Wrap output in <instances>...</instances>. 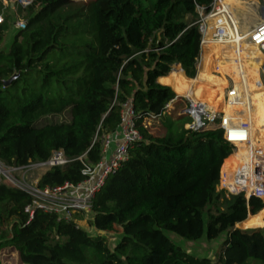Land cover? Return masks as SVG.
Segmentation results:
<instances>
[{"label":"trees","instance_id":"16d2710c","mask_svg":"<svg viewBox=\"0 0 264 264\" xmlns=\"http://www.w3.org/2000/svg\"><path fill=\"white\" fill-rule=\"evenodd\" d=\"M32 1L36 10L18 6L25 28L7 48L11 17L0 4V162L20 168L62 152L72 162L44 172L37 186L76 185L84 165L100 161L102 139L117 130L127 100L141 141L95 194L87 220L93 233L75 223L80 215L66 221L36 212L30 220L31 197L0 180V226L7 230L0 253L13 249L21 264H264L263 203L218 189L232 148L216 128L184 129L175 107L185 101L177 98L167 111L176 96L157 83L174 66L195 78L197 8L213 0ZM208 50L201 67L213 75L219 52ZM62 116L67 120L43 124ZM150 117L160 122L161 136L144 128ZM114 233L120 238L110 249L103 234ZM167 233L189 243L225 239L212 261L185 253Z\"/></svg>","mask_w":264,"mask_h":264},{"label":"built area","instance_id":"2783aa9c","mask_svg":"<svg viewBox=\"0 0 264 264\" xmlns=\"http://www.w3.org/2000/svg\"><path fill=\"white\" fill-rule=\"evenodd\" d=\"M8 1L10 3H20L22 8L31 3V0ZM68 1L76 3L80 0ZM258 6L261 14L259 17L260 22L252 30L239 26L235 22L224 0H213L207 9L198 7L196 25L200 34V53L203 46L209 42L217 43L224 49L230 50L236 63L239 64L243 55L246 54V50H248L247 45L256 46L262 57L258 77L261 75L264 80V0H259ZM2 21L3 17L0 14V23ZM13 26L17 31H21L25 28V22L18 21ZM228 79L231 80L229 77ZM259 81L261 82L260 77ZM228 92L230 91H224V100H228ZM182 99L185 101V105L179 115L188 119L184 124V129L192 132L214 128L220 130L223 142L232 148V154L228 158L238 150L243 149V145L249 142L250 120L244 118L243 121L237 123L235 120L239 116V118H243L238 110L235 111L236 117L235 115L230 117L223 112L210 110L202 102L188 96ZM176 100L177 97L165 109L167 111L171 110L172 104ZM237 105H240V103ZM249 108L251 107L247 104V111H249ZM155 120H157L155 117L146 118L143 123L144 128H148L150 122ZM140 141L141 135L135 128L132 100H127L121 105L120 123L117 130L102 139L100 161L92 166L84 165L82 170L84 180L82 182L76 185L64 184L57 188H39L37 182L40 176L32 185H21V183H16L10 176L9 173L13 169L7 168L1 162L0 180L5 179L6 182L31 197V204L25 208V213L30 220L33 219L36 212L55 215L58 219L66 221L74 220L75 215L85 216L91 214V203L95 194L102 188L105 180L117 173L127 161L129 148ZM246 157L245 161L243 159L236 163L237 165L228 168L224 167V163L228 158L223 162L219 173L218 189L232 195H243L246 201L255 198L263 203L264 146L250 149ZM70 162H72V159L62 152H57L47 162L32 163L20 168L26 171L43 169L46 172L53 168H63ZM75 223L78 225V220Z\"/></svg>","mask_w":264,"mask_h":264},{"label":"rangeland","instance_id":"374dc122","mask_svg":"<svg viewBox=\"0 0 264 264\" xmlns=\"http://www.w3.org/2000/svg\"><path fill=\"white\" fill-rule=\"evenodd\" d=\"M90 0L84 1V2H79L78 4H85ZM154 1V0H152ZM244 2H246L247 4H250V6L253 7H257V16L260 17V9L258 6L259 0H243ZM33 1L31 0V3L29 5H26L24 7L28 8H34L35 10L38 8V4H32ZM0 4L2 7L4 8H9V6L12 4L14 10L9 9H4L3 14L6 16H10L11 17V28L9 30V32L7 33L5 40H4V44L3 47L7 48L10 44V42L12 41V35L16 34L17 30L14 28V24L18 21H25L22 17V15H19L17 12L18 6L22 7L20 3H10V1L8 0H0ZM254 4V5H253ZM236 13H233V15H235ZM257 48V47H256ZM217 48H209L208 52H220L223 50L225 53H230V50H226V49H222L219 50ZM246 53H248V50H246ZM207 59V58H206ZM205 59V61H203V67L204 64L207 63V60ZM199 60V59H198ZM205 62V63H204ZM262 62V57L260 54V63ZM243 66L240 67L238 65H234V63H231V65L229 66L230 70L228 71V76L230 79H228V77L223 76V75H217V81L220 82V86H226L228 85V83L231 82L232 86H229V103L228 100H224V104L221 106V108H223L224 106L227 107V111H226V115L233 117V115H235L236 117V112L238 110V113H240V115H242L243 118H239L237 120H235L237 123L241 122L244 120H247V118H249V128H250V136L252 134V129L255 123H257V121L259 120L258 118V112L255 111L254 107H259L260 106V102L264 99V94L259 96L257 100V102H255V105H253L254 101L252 100V95L249 94L248 90L246 89V85H245V78L247 75V71L249 70L248 68L250 67V65L248 64V62H246V58L243 60ZM257 63V62H256ZM198 64V62H197ZM216 64V62H215ZM255 64V63H253ZM249 66V67H248ZM236 67V69L234 70V68ZM252 67V66H251ZM198 68V66L196 67V69ZM248 69V70H247ZM175 70V69H173ZM227 73V72H226ZM197 75V73H196ZM215 75H216V70H215ZM196 77V76H195ZM259 77L261 78V83L264 85V80L262 79V76L259 75ZM209 76H207L205 74V72H203V75L201 76V79L203 81H207L209 80ZM213 78V75H212ZM226 79V80H225ZM228 90V89H227ZM264 93V92H263ZM225 95V93L223 94ZM238 103H240V105H237ZM247 104L251 107L249 108V111H247ZM185 105V103H184ZM183 104L177 105L175 107V111H176V115L178 116L181 112V110L184 108ZM236 105V106H235ZM259 105V106H258ZM237 106H239L237 108ZM264 110V106L261 107ZM219 112H221L220 108L218 110ZM236 111V112H235ZM249 114V115H248ZM258 118V119H257ZM67 120V116H62V117H50L47 120H45L43 122L44 123H53V122H62V121H66ZM188 119L186 117L183 118V121H187ZM262 131L264 133V120H263V124L261 126ZM148 131L155 135V136H161L164 133V130L162 129L160 122L158 120L155 121H151L149 126H148ZM263 140H264V136H263ZM263 146V145H262ZM241 149L238 150L234 156L228 161V167L233 166V162L238 158V155L240 153ZM238 163V162H236ZM235 163V164H236ZM6 166V165H5ZM7 168L9 167V169H13L12 171H10V176L16 181V183H21V185H32L36 179L38 177H40L44 170L43 169H37V170H30V171H26L25 169H21V168H14V167H10V166H6ZM5 180V179H2ZM238 190V189H237ZM263 205H264V201H263ZM264 212V209L262 210ZM92 219V215H85V216H81L80 219L78 220V226L81 228H84L85 230H87L88 232L93 233V229L91 227L88 226L87 224V220H91ZM238 226V225H237ZM235 228H238V227ZM252 225H246L245 228L249 229L251 228ZM2 233H7L6 227H1L0 226V235ZM168 238V240L173 243L176 246H179L185 253L190 254L194 257L197 258H209L212 261L216 260V257L219 253L220 250V246L223 243L224 239H225V235H221L217 240L209 242L206 241L205 238H203L202 240L195 242V243H189L186 242L180 238H178L177 236L167 233L165 234ZM103 236L106 239V243L109 246L110 249L113 248V246L118 242L120 235L119 234H103ZM1 262L2 264H21V262L19 261L18 255L17 253L13 250V249H4L1 251Z\"/></svg>","mask_w":264,"mask_h":264},{"label":"bare ground","instance_id":"6f19581e","mask_svg":"<svg viewBox=\"0 0 264 264\" xmlns=\"http://www.w3.org/2000/svg\"><path fill=\"white\" fill-rule=\"evenodd\" d=\"M86 1V0H80ZM225 2V0H224ZM231 11V15L233 16L235 22L240 26L252 30L255 28L259 22L260 18L257 16V10L255 7H251L250 4H247L244 1L234 0L226 4ZM254 5V4H253ZM233 13H236L233 15ZM206 48H217L221 49L217 43L209 42L205 46ZM248 53H246L251 58H256L259 56L258 49L256 46L247 45ZM232 53V52H231ZM225 54L219 56L217 59L218 67L223 65V58ZM260 60L254 64L252 67L249 68L247 71V75L245 78V85L250 94L264 92V85L259 81L258 77V69L260 66ZM202 61L200 62V66L198 67L197 75L194 79H188L182 73V70L177 67V69L173 70L167 77L160 79L159 82L164 86H169L172 88V91L177 94L178 96H188L194 100H198L202 102L206 107L210 110L218 111L219 108L224 104V91H226L229 86H220L219 81L217 78L212 75H209V80L203 81L201 76L203 74ZM228 91V90H227ZM229 93V92H228ZM228 97V96H227ZM258 118L259 120L257 123L254 124L252 129V134L249 138V142L243 145V149H241L238 158L233 162V166L236 162L242 161L247 159L248 151L255 147H261L263 144V136L264 133L261 128L264 120V110L258 108ZM257 118V119H258ZM262 146V147H263ZM226 164V163H225ZM237 165V164H236ZM227 166V165H226Z\"/></svg>","mask_w":264,"mask_h":264},{"label":"crops","instance_id":"0c3cea01","mask_svg":"<svg viewBox=\"0 0 264 264\" xmlns=\"http://www.w3.org/2000/svg\"><path fill=\"white\" fill-rule=\"evenodd\" d=\"M232 1H234V0H225V4H228L229 2H232ZM238 1H243V0H238ZM9 8L11 9V10H14V8H13V6H12V4L9 6ZM255 10H257V7H255ZM14 35V34H13ZM223 49V47L220 49V50H222ZM223 54H225V57L223 58V65L221 66V67H218V63H217V59L219 58V56H221V55H223ZM233 53H224V51L222 50L221 52H220V54L216 57V64H215V70H216V75H215V73L213 74V76L214 77H216V78H218L217 77V75H223V76H228V71L230 70V68H229V66L231 65V63H234V65H237L236 64V60L234 59V56L232 55ZM259 56H257L256 58H251L250 56H248L247 54H244L243 55V57L241 58V62H240V67H242L243 66V60L246 58V62H248V64L250 65V67L251 66H253L254 64V61H256V60H260V53L258 54ZM201 56H202V52L200 53V56H199V60L197 61L198 62V64H197V66L199 67L200 66V62L202 61L201 60ZM254 60V61H253ZM256 64V63H255ZM179 67V66H178ZM249 67V66H248ZM249 67V68H250ZM180 68V67H179ZM248 68V69H249ZM174 69H177V67H174ZM236 69V67L234 68V70ZM247 69V70H248ZM197 72H198V68H197ZM227 72V73H226ZM183 73V72H182ZM170 74V73H169ZM168 74V75H169ZM184 74V73H183ZM206 74V73H205ZM167 75V76H168ZM203 75V74H202ZM207 76H209L208 74H206ZM167 76H165V77H167ZM185 76V75H184ZM165 77H160V78H158L157 79V83L159 84V85H162V86H164L163 84H161L160 82H159V80L160 79H163V78H165ZM229 77V76H228ZM226 80V79H225ZM220 83V82H219ZM226 86H232V84H231V82L230 83H228V85H226ZM167 87V86H166ZM169 87V86H168ZM170 88V87H169ZM171 90H172V88H170ZM230 88H228V90H229ZM247 89V88H246ZM174 93V92H173ZM175 94V93H174ZM250 94V93H249ZM175 96L177 97V98H184L185 96H178L177 94H175ZM229 101H230V99H229V93H228V102L227 103H229ZM255 102H257V100H254V103H253V105H255ZM259 106V105H258ZM262 107V105L260 104V106L259 107H254V109H255V111L256 112H258L259 111V109L258 108H261ZM262 109V108H261ZM263 142H264V140H263ZM264 217V216H263Z\"/></svg>","mask_w":264,"mask_h":264},{"label":"water","instance_id":"95a60500","mask_svg":"<svg viewBox=\"0 0 264 264\" xmlns=\"http://www.w3.org/2000/svg\"><path fill=\"white\" fill-rule=\"evenodd\" d=\"M78 2H81V1H78ZM174 67H178V66H174ZM15 77H12L10 80H8V81H6L5 83H4V86H7L13 79H14ZM249 217V216H248ZM247 217V218H248ZM236 229H238V228H236Z\"/></svg>","mask_w":264,"mask_h":264}]
</instances>
